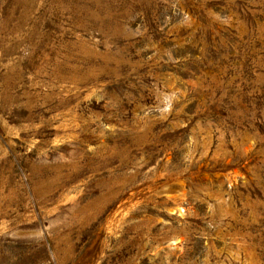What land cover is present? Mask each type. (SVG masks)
<instances>
[{
	"label": "rangeland",
	"instance_id": "374dc122",
	"mask_svg": "<svg viewBox=\"0 0 264 264\" xmlns=\"http://www.w3.org/2000/svg\"><path fill=\"white\" fill-rule=\"evenodd\" d=\"M0 264H264V0H0Z\"/></svg>",
	"mask_w": 264,
	"mask_h": 264
}]
</instances>
